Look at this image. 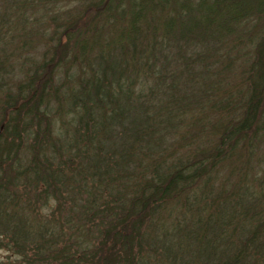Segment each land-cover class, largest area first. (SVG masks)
Wrapping results in <instances>:
<instances>
[{
  "label": "trees",
  "instance_id": "1",
  "mask_svg": "<svg viewBox=\"0 0 264 264\" xmlns=\"http://www.w3.org/2000/svg\"><path fill=\"white\" fill-rule=\"evenodd\" d=\"M0 247L264 264V0H0Z\"/></svg>",
  "mask_w": 264,
  "mask_h": 264
},
{
  "label": "rangeland",
  "instance_id": "2",
  "mask_svg": "<svg viewBox=\"0 0 264 264\" xmlns=\"http://www.w3.org/2000/svg\"><path fill=\"white\" fill-rule=\"evenodd\" d=\"M47 28L50 29V27H47ZM46 31H47V33L50 32V30H48V29H46ZM32 38H34V37H32ZM44 51H45V47L43 45H37L33 50H30L28 53H25L24 57L29 55L31 57L33 56V58L40 59L42 57ZM15 57H17V54L15 55ZM21 62L22 61H17L16 67L20 68ZM241 66L243 67V69L247 68L246 64H241ZM9 254H10V252H9L8 248L0 247V261L6 260L9 257Z\"/></svg>",
  "mask_w": 264,
  "mask_h": 264
}]
</instances>
